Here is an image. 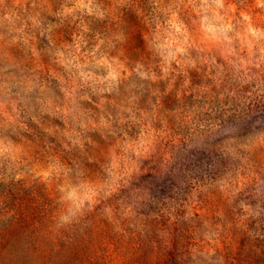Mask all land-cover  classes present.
<instances>
[{
  "label": "clouds",
  "instance_id": "9594fccd",
  "mask_svg": "<svg viewBox=\"0 0 264 264\" xmlns=\"http://www.w3.org/2000/svg\"><path fill=\"white\" fill-rule=\"evenodd\" d=\"M0 264H264V0H0Z\"/></svg>",
  "mask_w": 264,
  "mask_h": 264
}]
</instances>
